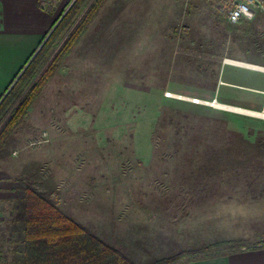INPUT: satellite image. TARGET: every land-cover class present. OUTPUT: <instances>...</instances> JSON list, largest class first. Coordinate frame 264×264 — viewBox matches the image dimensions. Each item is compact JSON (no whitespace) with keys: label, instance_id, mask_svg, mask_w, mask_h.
<instances>
[{"label":"rangeland","instance_id":"obj_1","mask_svg":"<svg viewBox=\"0 0 264 264\" xmlns=\"http://www.w3.org/2000/svg\"><path fill=\"white\" fill-rule=\"evenodd\" d=\"M123 1L100 8L0 149V264H24L27 188L135 264L264 246V118L213 104L225 59L264 66V8L231 24L216 0ZM233 88L223 103L264 111L263 93Z\"/></svg>","mask_w":264,"mask_h":264},{"label":"trees","instance_id":"obj_2","mask_svg":"<svg viewBox=\"0 0 264 264\" xmlns=\"http://www.w3.org/2000/svg\"><path fill=\"white\" fill-rule=\"evenodd\" d=\"M86 1L80 0L78 5L74 3L68 9L48 40L37 50L27 66L22 67L16 76L15 84L0 102V123L9 114L0 131V149L107 0H94V5H91L74 32L68 36L51 62L49 61L41 77L32 81L57 48L56 39L61 35L63 28L74 22L83 9L79 7L87 3ZM240 28L248 33L250 25ZM18 98L19 103L15 106ZM23 234L21 241L18 242H21L23 247L20 253L24 257V264H135L121 251L74 222L55 204L31 188L26 189V220ZM242 247L244 245L241 243H215L201 250L182 252L173 259H166L157 264H174L179 259L187 263L236 252Z\"/></svg>","mask_w":264,"mask_h":264},{"label":"crops","instance_id":"obj_3","mask_svg":"<svg viewBox=\"0 0 264 264\" xmlns=\"http://www.w3.org/2000/svg\"><path fill=\"white\" fill-rule=\"evenodd\" d=\"M73 1L74 0H0V98L6 93L10 84H12L16 78V74H19L22 70V64L26 67V64H28L32 56L35 55L44 39L54 28L56 23L59 22ZM123 2L120 4L122 7L119 8L135 7V2L133 0L129 5H127V3H129L128 1ZM248 64L256 65L254 63ZM256 66H259V68L244 66L234 62H223L215 90L218 92V96L223 102H236L233 97V86H242L251 90H258L264 94V66ZM236 68H241L250 72H247L246 82H241L239 80V71L236 70ZM18 70L19 72H17ZM222 71L223 77L221 78ZM223 87L226 88L223 89ZM226 105L241 108H244V106L253 107L242 104H239L240 106L231 104ZM260 108L264 110V104ZM22 237L23 236L17 237V241H21ZM12 241L14 242V240ZM214 241L216 242L217 240L213 239L208 241L204 243L203 246H208ZM191 250L193 249L188 248L171 252L175 255ZM12 253L13 255L14 253L17 254V251L14 250ZM19 255L22 256L21 253H19ZM13 263L14 262L11 261L10 264ZM174 264H264V246L256 249L244 248L225 255Z\"/></svg>","mask_w":264,"mask_h":264},{"label":"built area","instance_id":"obj_4","mask_svg":"<svg viewBox=\"0 0 264 264\" xmlns=\"http://www.w3.org/2000/svg\"><path fill=\"white\" fill-rule=\"evenodd\" d=\"M219 3V10L223 12L231 24H238L242 21L249 20L254 17L255 8H264V0H216ZM232 59H225V62H231ZM29 63V62H28ZM167 96L174 94L167 92ZM196 103L203 101L195 99Z\"/></svg>","mask_w":264,"mask_h":264},{"label":"bare ground","instance_id":"obj_5","mask_svg":"<svg viewBox=\"0 0 264 264\" xmlns=\"http://www.w3.org/2000/svg\"><path fill=\"white\" fill-rule=\"evenodd\" d=\"M231 62H234L236 64H240V65H244V66L259 68V66L257 67L256 65H250L248 63L240 62V61H236V60H232ZM213 104L219 108L238 111V112L247 113V114H251V115H255V116H259V117L264 118V112H261V111H255V110L245 109V108H241V107L230 106V105H226V104L216 102V101Z\"/></svg>","mask_w":264,"mask_h":264}]
</instances>
